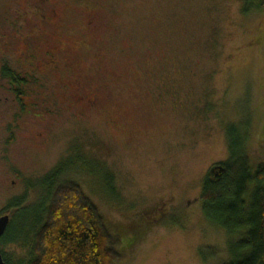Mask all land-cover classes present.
Segmentation results:
<instances>
[{
	"label": "rangeland",
	"instance_id": "rangeland-1",
	"mask_svg": "<svg viewBox=\"0 0 264 264\" xmlns=\"http://www.w3.org/2000/svg\"><path fill=\"white\" fill-rule=\"evenodd\" d=\"M255 1L243 10V0H0V183L10 184L0 215L35 207L9 216L19 231L0 239L5 264L30 255V211L46 206L38 184L64 181L111 231L141 228L117 264L228 258L227 235L198 194L227 156V124L248 127L246 153L264 160ZM10 80L30 93L24 108L4 96Z\"/></svg>",
	"mask_w": 264,
	"mask_h": 264
},
{
	"label": "trees",
	"instance_id": "trees-1",
	"mask_svg": "<svg viewBox=\"0 0 264 264\" xmlns=\"http://www.w3.org/2000/svg\"><path fill=\"white\" fill-rule=\"evenodd\" d=\"M254 2L243 0V10L245 4ZM257 5L263 7L264 0H257ZM247 129L239 130L232 123L225 126L227 156L207 168L198 194L204 217L227 235L228 258L221 264H264V160L251 163L244 147ZM38 186L44 190L46 206L42 207L41 200L37 203L41 209L30 211L35 216L32 225L38 227L30 255L22 264H117L122 250L142 234L138 226L129 231H111L73 181L52 187L41 182ZM26 205L16 206L9 214L11 219L17 211L34 204ZM9 222L1 240H12L19 231L18 226L11 232Z\"/></svg>",
	"mask_w": 264,
	"mask_h": 264
},
{
	"label": "flooded vegetation",
	"instance_id": "flooded-vegetation-1",
	"mask_svg": "<svg viewBox=\"0 0 264 264\" xmlns=\"http://www.w3.org/2000/svg\"><path fill=\"white\" fill-rule=\"evenodd\" d=\"M10 83V86H8L7 88H3L2 90L4 92H6V95H4L5 97L7 95H10V100L14 103H18V105H21L23 106L24 108V102L26 100V96L30 95V93L28 92H25L24 89H21V88H18V87H15L13 85L14 82H11V80L9 81ZM15 84V83H14ZM24 96V97H23ZM16 103V104H17ZM10 138V137H9ZM11 139V138H10ZM11 184H14V180H11ZM0 187H1V190H8L10 188V184H3V183H0ZM9 214V213H8ZM9 216V215H8Z\"/></svg>",
	"mask_w": 264,
	"mask_h": 264
},
{
	"label": "water",
	"instance_id": "water-1",
	"mask_svg": "<svg viewBox=\"0 0 264 264\" xmlns=\"http://www.w3.org/2000/svg\"><path fill=\"white\" fill-rule=\"evenodd\" d=\"M8 221H9L8 214L0 215V236L4 232V230L8 224ZM0 264H4L1 253H0Z\"/></svg>",
	"mask_w": 264,
	"mask_h": 264
}]
</instances>
